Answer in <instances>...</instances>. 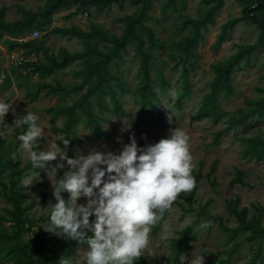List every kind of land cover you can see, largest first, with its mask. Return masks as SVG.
<instances>
[{
	"label": "rangeland",
	"instance_id": "1",
	"mask_svg": "<svg viewBox=\"0 0 264 264\" xmlns=\"http://www.w3.org/2000/svg\"><path fill=\"white\" fill-rule=\"evenodd\" d=\"M169 1L151 0L152 5L145 20V25L152 31L160 46H151L147 34L140 32L144 38V50L152 57L149 61L151 89L156 93L160 105L167 110L163 117L165 124L157 126L151 118L152 109L149 106H141L143 72L140 58L135 54L136 43L132 41L121 49L120 59L112 61L109 65L110 71L120 78L119 84L112 82V87L126 116L101 111L94 99L90 98L91 110L101 117V126L107 137H92L84 117L78 112L72 128L82 144L67 149L63 146L62 149L66 151L68 158L87 155L93 149L118 154L123 146L117 142L118 138L123 144H127L130 142L129 137L134 134L138 146L145 147L167 138L174 128L182 129L189 137L194 165L192 172L198 174L194 200L188 205L185 201L177 199L162 219L152 226L149 246L141 257L146 259V264H168V260L173 256L172 242L179 238L181 231L193 224L192 233L196 240L182 246L179 264H191V260L199 256H204V264H264V239L255 238L250 241L249 232H233L238 223L226 211V202L238 197V209H246L247 221H257L264 228V214L257 212V208H264V158L257 157L264 151V120L256 113L247 118V129L236 125L228 130L225 116L217 118L215 114H203L200 119L191 120V116L205 105L204 97L210 92L209 85L217 76L213 67L235 56L239 47L256 43L259 29L255 24L243 19L244 4L237 0H223L222 8L213 14V23L206 24L205 29H200L203 40L196 43L192 49L189 59L193 67H188V73L184 76L180 65L184 61L183 56L180 57V52H183L180 45L182 47L192 37V28L190 24L183 25V22L199 19L209 9V5L203 0H183L176 1L173 7L163 11V5ZM46 3L47 0H0V9L5 10L3 21L6 23L21 20L23 11L38 15L28 34L12 35L0 31V102L12 105L4 121L0 119V130L7 131V137L0 139V160H6L8 152L16 153V159H12L9 168H22L29 161L27 156L22 154L16 139L24 132L23 127H14V120L25 115L26 111L38 115V124L45 134L38 140L37 147L38 151H47L51 143L58 144L63 137V133H54L52 128H63L66 120L65 115L54 116L53 113L48 114L47 110L70 106L89 86H83L81 91L75 90L83 84V78L79 75L83 68L81 60L69 63L62 70L35 74L30 72L32 68H22V64L49 65L52 59L60 61L65 53L83 51L81 40L55 34V28H74L88 32L91 26H95L109 35L121 37L125 26L118 22V19L134 14L139 7V4L126 2L122 10L113 5L104 13L97 14L93 8H86L81 12L77 10L76 5H71L55 12L50 22L46 23L40 16ZM233 21L235 22L225 30L222 44L215 49L214 45L223 25ZM33 33L40 35L34 37ZM31 40L41 42L42 45L38 52L30 50L27 56L29 51L19 44ZM98 48L103 52L107 51L103 43H99ZM6 76L9 77V83H6ZM40 85H60L70 92L67 95H46L49 89H41L37 98L31 100L29 94L35 92ZM231 85V95L224 96V92H219L216 99L217 109L230 115H237L239 111L245 113L248 109L247 102L264 98V46L248 58L243 57L238 66L232 68ZM173 90L175 95H172ZM103 101L112 106L109 97L106 96ZM177 105H180V108H177ZM137 122H140L138 126ZM218 132L222 134L217 144L213 145ZM69 152H72L71 156ZM59 162L58 158L57 161L49 162L46 168L25 171L24 178L18 180L13 188L6 179L9 168L2 173L0 180L5 186L0 185V234L11 235L14 230L8 213L12 206L3 198V188L7 191L12 189L23 197L22 207L26 209L24 215L34 223L31 226L25 225L18 241L0 239V264H27L22 257L12 253L17 249L26 251L31 264H45L47 255L53 259L62 245L69 242L71 250L62 252L64 258H68L71 264H86L84 253L87 245L67 238L53 235L45 250H36L41 238L39 228L48 222L45 208L53 199L51 183L62 178L61 173L69 170L65 166L57 171L56 177L49 176L48 170ZM214 162L215 170L208 178L207 174ZM64 163L66 165V161ZM235 170L242 172L244 181L250 188L230 185ZM27 177L33 180L30 188H26L22 183ZM63 197L67 201L69 194L65 192ZM208 201V211L218 216L229 231H222L217 223L211 224L198 216L199 210ZM86 202L84 197L77 201L78 204ZM187 209H191V212H184ZM94 221L95 217H90V224ZM206 223L211 226L201 227ZM86 233V238L93 236L90 230H86Z\"/></svg>",
	"mask_w": 264,
	"mask_h": 264
},
{
	"label": "trees",
	"instance_id": "2",
	"mask_svg": "<svg viewBox=\"0 0 264 264\" xmlns=\"http://www.w3.org/2000/svg\"><path fill=\"white\" fill-rule=\"evenodd\" d=\"M176 1L182 2L183 0H170L168 3H165L163 5L162 10L164 11L167 8L173 7ZM237 1L244 4L243 19L255 24L259 29L257 41L254 44L239 47V52L235 56L213 67L215 72L217 73V76L209 85L210 92L204 97L205 105L204 107L200 108L195 115L191 116L192 121L200 119L203 114H215L217 118L225 116L227 117V130L234 128L236 125H240L243 128L247 129V118L256 113H258L259 117L264 120V98H261L254 102H247L248 109L245 111V113L239 111L237 115H230L223 110H218L216 107V99L219 92H224V96H229L233 93V87L231 85L232 68L237 67L238 62L243 57L248 58L258 48L264 46V0ZM126 2L139 4V7L134 14L125 15L123 18L118 19V22L123 23L125 26L124 32L121 37L109 35L106 31L95 26H91L88 32L74 28H55L53 29V33L55 34L73 37L81 40L84 46L83 51H81L80 53L72 54L65 53L60 61L52 59L49 62V65L40 63L22 64V68H32L30 72L32 74H35L45 73L52 70H62L66 68L71 62H74L76 60L82 61L83 68L79 71V75L83 78V84L80 87H77L75 90L81 91L83 86L89 85L86 89V92L81 94L80 98L70 106L47 110L48 114L53 113L54 116L59 114H63L66 116L63 128H52V132L54 133H63V137L58 142V145L61 148L64 146L61 142L64 139L70 140V144L68 146L69 148H71L73 145L81 146L82 144V141L78 139L72 128L73 122L78 116V112L82 117H84L85 122L87 123L90 130V135L92 137H94L95 139H105L107 137L104 129L101 126V117L91 110L90 98L94 99L96 106L101 111L107 113L114 112L121 117L126 116V112L121 107V102L116 97L115 90L112 87V82H116L119 84L120 78L110 71L109 65L112 61L120 59L119 52L127 43L132 41L136 43L135 54L140 58L141 71L143 72V85L140 92L142 100L141 106H149V108L152 109L151 118L157 126L161 127L165 124V120L163 117L166 114L167 110L162 105H160L156 93L151 89L152 81L149 75V61L152 59V57L144 50V38L140 34L141 31L147 34L151 46H160L159 43L155 40L152 31L145 25L147 12L150 10V7L152 5L151 0H47L44 10L42 11V13H40V16L44 18V22L48 23L50 22L51 16L55 12L71 5H76L77 10L81 12H83L86 8H93L97 14H102L113 5L122 10ZM203 2L209 5V9L203 14V16H201L197 20H186L183 22V25L190 24L192 28V37L188 39L182 47L180 45V48L183 51L180 52V54H182L180 55V57L183 56L184 58V61L181 62L180 65L183 68L184 76H186L188 73V67H193V63L189 59L190 55L192 54V49L194 48L196 43H200L203 40V35L200 33V29H205L206 24L213 23V14L216 11L220 10L223 5V0H203ZM4 11V9H0V31L8 32L12 35L30 33V31L32 30V22L38 17V15L36 14H29L23 11L21 20L12 23H6L5 21H3ZM234 22L235 21L230 24L223 25L222 32L217 37L216 43L214 45L215 49L220 44H222L225 30L229 28ZM99 43H103L105 45L107 49L106 52H103L98 48ZM41 45V42H36L35 40L26 41L19 44V46H21L23 49L29 51L27 53V56L30 54V50L38 52L41 48ZM160 78L161 80H163L162 76H160ZM6 83H9L8 76H6ZM41 89H49L46 95H67L70 92L62 88L60 85H58L57 87H52L50 85H40L35 92L29 94L31 100H35L37 98L38 93ZM106 96L110 99L112 105L111 107L103 101ZM177 106V108H180V105ZM139 124L140 122L136 123L137 126ZM23 130L24 132L27 131V127L24 126ZM221 134L222 132H218L215 135L213 145L217 144V140L220 138ZM34 150L38 151L39 147H36ZM69 155L71 156L72 152H69ZM12 156L13 153L8 152L6 160H0V179L4 170L8 166H10ZM257 157L264 158V151L257 155ZM215 166L216 162L212 163V165L210 166L209 173L207 174L208 178L214 172ZM32 169L34 168L32 167L30 160L22 168H19L17 166H15L14 168H9V171L6 174L7 183L11 188L15 187L17 181L24 178L25 171ZM192 175L195 178L197 185L198 174L192 172ZM61 176H63L62 173ZM234 184H237L241 187L250 188V185L244 181L242 172L239 170H235L234 177L230 181V185ZM0 185L5 186V184L1 180ZM195 191L196 187L191 192L182 193L178 197V199L185 201L188 205H191L194 200ZM1 194L3 198L7 200L12 206V208L8 210V213L10 215V221L13 222L14 230L11 235H7L5 233L0 234V239L4 238L12 241H18L20 235L25 230V225L27 224L28 226H31L34 222L24 215L26 209L25 207H22L23 197L21 195H19L12 189L7 191L5 188L2 189ZM52 202L55 203L54 197L52 199ZM238 202V197H236L234 200L226 202V211L230 215H232L238 223V227L233 230V232H249L251 234L249 237L250 241L254 240L255 238L264 239V228L261 227L257 221H247V211L246 209L239 210ZM208 207L209 201L199 210L198 216L205 218L211 224L217 223L218 228L222 231H229L228 228L223 225L218 216H215L208 211ZM166 212L163 215H165ZM184 212L189 213L191 212V209L184 210ZM257 212L259 214H264V208H257ZM193 227V224L187 226L183 231H181L179 238L172 242L171 247L173 250V256L170 260H168V264H179V257L182 253V246H186L190 242L196 240V236L192 233ZM40 228L39 233L41 235V238L38 241V247L36 249L37 251L45 250L47 245L51 243L50 241L53 236V234H49ZM70 250V242L65 243L64 245H62L61 249L53 259H50L48 255L46 256L45 264H59L58 261L60 260V258L64 257L62 252ZM12 253H15L17 256L22 257L27 264H31L29 259L30 256L27 255L24 249H17L14 252L12 251ZM134 264H146V259L140 257L137 261L134 262Z\"/></svg>",
	"mask_w": 264,
	"mask_h": 264
},
{
	"label": "clouds",
	"instance_id": "3",
	"mask_svg": "<svg viewBox=\"0 0 264 264\" xmlns=\"http://www.w3.org/2000/svg\"><path fill=\"white\" fill-rule=\"evenodd\" d=\"M39 35L33 33L34 37ZM11 108L12 105L0 102V119L4 121ZM38 120V115L26 111L13 122L16 128L27 127L16 137L22 154L35 169L46 168L59 158L60 162L48 170L49 176L56 177L65 166L69 169L51 183L55 203L48 202V222L40 229L86 244V264H134L149 246L152 226L182 193L196 187L188 135L174 128L167 138L139 147L133 134L127 144L117 139L123 145L118 154L93 149L87 155L68 158L64 149L69 146V139L61 141L64 149L53 142L47 151L34 150L45 134ZM6 137L7 131L0 130V139ZM12 159H16V153ZM22 183L30 188L33 180L27 177ZM65 192L69 194L67 201L62 196ZM81 197L86 198V204L77 203ZM93 216L95 221L90 224ZM86 230L93 236L86 238ZM58 262L71 264L64 257ZM191 264H204V256L192 259Z\"/></svg>",
	"mask_w": 264,
	"mask_h": 264
},
{
	"label": "built area",
	"instance_id": "4",
	"mask_svg": "<svg viewBox=\"0 0 264 264\" xmlns=\"http://www.w3.org/2000/svg\"><path fill=\"white\" fill-rule=\"evenodd\" d=\"M13 58V57H12ZM14 59V58H13Z\"/></svg>",
	"mask_w": 264,
	"mask_h": 264
}]
</instances>
